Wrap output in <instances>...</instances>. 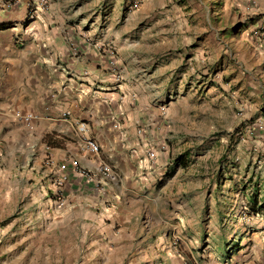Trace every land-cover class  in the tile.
Segmentation results:
<instances>
[{
    "label": "rangeland",
    "instance_id": "rangeland-1",
    "mask_svg": "<svg viewBox=\"0 0 264 264\" xmlns=\"http://www.w3.org/2000/svg\"><path fill=\"white\" fill-rule=\"evenodd\" d=\"M4 39L89 52L113 83L141 86L143 117L159 120L151 127L173 157L185 154L188 166L168 178V164L157 178L140 175L150 184L139 197L140 226L146 211L162 227L158 212L170 232L131 238L126 254L110 241L109 264H158L164 239L170 251L190 246L182 254L189 264L237 256L264 264V211L251 210L264 196V0H0ZM39 143L0 156V170L12 167L0 172V264H89L68 204L59 193L42 195L39 175L51 159L38 156ZM143 153L146 172L156 158L150 147Z\"/></svg>",
    "mask_w": 264,
    "mask_h": 264
},
{
    "label": "crops",
    "instance_id": "crops-1",
    "mask_svg": "<svg viewBox=\"0 0 264 264\" xmlns=\"http://www.w3.org/2000/svg\"><path fill=\"white\" fill-rule=\"evenodd\" d=\"M17 45L13 39L0 42V156H19L22 150H31L41 142L38 156L48 154L51 159V167L39 175L42 195L59 193L61 204H68L72 210L69 220L78 231L76 236L82 237L80 246H86L90 253L89 264L110 263L106 255L113 249H108L110 241L126 254L131 238L143 236L146 231L157 238L168 234L171 229H167V214L156 213L165 223L161 227L152 225V214L145 211L144 228L140 226L139 197L144 196V186L150 187L140 175H164L160 167L168 164L164 170L171 171L174 158L181 154L173 157L170 146L151 127L153 120L159 123L158 119L150 123L143 117L146 106L138 104L136 95L141 93V86L113 83L114 75L104 65L102 70L96 69L89 52L87 56H70L64 45L53 48L44 41H26L22 48ZM57 55L60 62L56 64ZM27 116L33 119H23ZM81 124L85 126L83 131L79 130ZM89 140L99 146L100 152L90 151ZM145 147H150L156 158L154 168L146 172L142 168H147ZM75 165L94 176H81ZM187 166L188 161L184 167H175L174 172ZM11 171L12 167L0 170ZM110 175L115 178L110 179ZM163 177L159 189L166 184ZM116 223L120 228L114 230ZM172 227L180 229L182 225ZM164 241L168 251L157 263L187 264L182 254H192L191 247L185 243L179 252L173 248L170 251V240ZM221 264L250 263L237 256L230 261L222 259Z\"/></svg>",
    "mask_w": 264,
    "mask_h": 264
},
{
    "label": "trees",
    "instance_id": "trees-1",
    "mask_svg": "<svg viewBox=\"0 0 264 264\" xmlns=\"http://www.w3.org/2000/svg\"><path fill=\"white\" fill-rule=\"evenodd\" d=\"M187 163V160L184 159V155H178L177 157L174 158L173 160V167L172 170L169 171L165 177H170L174 173L175 167L177 166H185ZM251 210L253 213H256L258 211H264V196L262 198V202H259L257 195L253 198V201L251 202Z\"/></svg>",
    "mask_w": 264,
    "mask_h": 264
},
{
    "label": "built area",
    "instance_id": "built-area-1",
    "mask_svg": "<svg viewBox=\"0 0 264 264\" xmlns=\"http://www.w3.org/2000/svg\"><path fill=\"white\" fill-rule=\"evenodd\" d=\"M31 116H27V117H24L23 119H25V120H29V118H30ZM85 129V126L83 125V124H81V126L79 127V130H81V131H83ZM88 147H89V149H90V151L91 152H94V153H96L97 151H98V146H97V144L95 143V142H93V141H88ZM150 155H152L151 153H150ZM102 171H103V169H101ZM75 171L78 173V174H80L81 176H84L85 178H87V179H91L94 175L92 174V172H90V171H88V170H86V169H83V168H79V167H77L76 165H75ZM110 177V179H114L115 178V176L114 175H110L109 176Z\"/></svg>",
    "mask_w": 264,
    "mask_h": 264
}]
</instances>
